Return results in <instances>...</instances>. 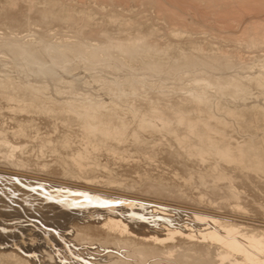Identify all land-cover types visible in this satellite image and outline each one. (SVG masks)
Instances as JSON below:
<instances>
[{"label": "bare ground", "instance_id": "obj_1", "mask_svg": "<svg viewBox=\"0 0 264 264\" xmlns=\"http://www.w3.org/2000/svg\"><path fill=\"white\" fill-rule=\"evenodd\" d=\"M61 3L0 8V264H264V0Z\"/></svg>", "mask_w": 264, "mask_h": 264}, {"label": "rangeland", "instance_id": "obj_2", "mask_svg": "<svg viewBox=\"0 0 264 264\" xmlns=\"http://www.w3.org/2000/svg\"><path fill=\"white\" fill-rule=\"evenodd\" d=\"M2 1V0H1ZM1 1H0V8L2 9L3 8V6L7 3H11L10 5H6V7L5 8H3V9H6V10H8L7 8H9V11L12 13V11H13V15L14 16H12V17H14V18H10V21H11V19H12V21L10 22L9 20H3V21H1V22H3L1 25H0V31H2L1 29H3V31L5 30V31H7L8 30V28L9 27H7L6 26V24H5V22L6 23H9L10 22V27L12 28V26H13V23H14V26H13V31H14V29H15V31H18V30H16V29H19V28H21V30H23V29H25V28H28L29 26L27 25V21L28 22H30L29 23V25H30V27H29V29H31L32 27V29H33V31L35 30V29H37L38 31L36 32V34H38V32L39 31H41L40 29H42L43 28V30L45 29V31L47 32V33H49L50 31H52V32H55V31H57V32H55V33H60V31H61V33L60 34H68L69 32H68V30L70 31V35H73V34H75L74 32H76L77 33V29H75V21L73 22V23H71L73 20H74V18L75 17H77L79 14H78V11L76 10L77 9V7H79V6H74L73 8H75L74 9V12L77 14H75L76 16H74V13H73V8H71L70 9V11L68 12V10H69V8H65V11H64V14H61V18H62V20L59 18L60 16H58L57 18H58V20H57V18L55 19V13H57V12H52V15L53 16H51L52 18H53V20L52 19H50L49 18V15H51V13L50 14H48V17H47V14H46V16L44 17V16H40V12H38V10H36V9H38L39 7H42V8H44L45 7V3H46V8H51V5L53 4V5H57V7L59 8V10L60 11H62L63 9H61V7H64L63 6V4L61 3L62 2V0H56L55 2L56 3H52V1L54 2V0H49V1H47L46 2V0H43V2L44 3H42V0H38V1H36V0H30L29 2H28V0H22V2H21V0L19 1V0H12V2L10 1V0H3L2 1V3H1ZM19 1V2H18ZM24 1V2H23ZM60 1V2H59ZM26 2V3H25ZM38 2V3H37ZM24 3H25V5H24ZM27 3H29V4H27ZM34 3H35V5H37V7H34L35 5H34ZM37 3V4H36ZM59 3V4H58ZM61 3V4H60ZM2 4V5H1ZM17 4V5H16ZM22 4V5H21ZM48 4V5H47ZM50 4V5H49ZM28 5V6H27ZM33 5V6H32ZM10 6V7H9ZM22 6H24V8H22ZM48 6V7H47ZM60 6V7H59ZM19 7H21L20 8V11H19ZM30 7V9H28V8ZM56 7V6H55ZM56 7V9H57V11H59L58 10V8ZM28 9L27 11H26V9ZM52 10H54L55 11V8L54 7H52L51 8ZM82 9V8H81ZM79 10L80 11V13H81V11L83 10ZM15 10H18L17 12H15ZM21 10H23V11H21ZM31 10V11H30ZM36 10V11H35ZM59 11V12H60ZM36 12H37V14H36ZM63 12V11H62ZM26 13H27V15H26ZM32 13H34L33 15H31ZM38 13H39V15H38ZM54 13V14H53ZM69 13H71L72 14V16H69L70 14ZM66 14V21L64 20L65 18H64V15ZM69 14V15H68ZM62 15H63V17H62ZM71 17L72 18V20H70V18L68 17ZM17 16V17H16ZM22 16H23V18H22ZM31 16V18H28V17H30ZM38 17L39 16V20H36V19H38V18H36L35 20H36V22H35V20L33 19V17ZM74 16V17H73ZM26 17V18H25ZM43 17V18H42ZM46 17H47V19L49 18V20H46ZM68 17V18H67ZM22 20H21V19ZM45 18V19H44ZM13 19H14V22H13ZM15 19H17L18 21H20V23H17L16 21H15ZM40 19H44V20H40ZM55 19V20H54ZM27 20V21H26ZM47 21L48 23H50V24H48V23H44L43 21ZM9 21V22H8ZM51 21H52V25H51ZM65 21V22H64ZM15 22L17 23V24H19L20 26H17V25H15ZM55 23V27L53 26L54 25V23ZM56 22H58V23H56ZM60 22L62 23V22H64V23H62V25L60 24ZM69 22H70V25L71 24H73L72 26V28H71V30L69 29L70 28V26L68 27V25H69ZM21 23L22 24H25V25H21ZM12 24V25H11ZM35 24V25H34ZM66 24H67V26H66ZM77 24V23H76ZM5 25V26H4ZM27 25V26H26ZM36 25H37V27L38 28H36ZM46 25H48L50 28L48 29V26H46ZM65 25V27H67V30L65 29V27H63ZM1 26H3V27H1ZM9 26V25H8ZM17 26V27H16ZM26 26V27H25ZM41 26V27H40ZM5 27H7L6 29H5ZM51 27H53V28H51ZM11 28L9 29V30H11ZM47 28V29H46ZM57 28V29H56ZM32 29H31V31H32ZM60 29H62V30H60ZM73 29H75V30H73ZM8 30V31H9ZM20 30V29H19ZM42 30V32L43 33H39V35L41 36V34L42 35H44V34H46V32L44 33V31ZM49 30V31H48ZM59 30V31H58ZM64 30V31H63ZM65 30H66V33H65ZM71 31L73 32V33H71ZM98 34L100 33V32H97ZM103 32H101L100 34H102ZM77 34H79V33H77ZM86 34H88V36H89V33H86ZM125 176H127V175H124V176H122V178H124L125 179ZM146 217H149L148 215H145ZM40 218H39V220L41 219V220H43L44 219V217H41V216H39ZM23 218V217H22ZM22 218H13V219H10V218H7L8 219V221H6L8 224H9V227L12 225H14V227H12V228H9V229H11L10 231L11 232H9V234L11 235L12 234V236L14 235L15 237L13 238V237H8V239H9V242H10V240H11V242L9 243L8 242V239L5 241V243L6 244H11V243H16L15 244V247L16 246H18V247H20L19 246V244L22 246V244L21 243H23V245L25 244V245H32L33 244V241H34V243L35 242H37L39 239H37V236L35 237V235H31V233H30V231L31 230H33L34 229V227L31 225H29V223L28 222H22L21 224H18L17 222H19V220H21ZM16 222V223H15ZM67 223V222H66ZM25 228H24V227ZM26 226H28V227H32V228H28V227H26ZM21 227V228H20ZM28 228V229H27ZM8 229V230H9ZM54 230H56L55 228H53ZM18 230V231H17ZM29 230V231H28ZM34 230H38L37 231V233H39V229H38V226H37V228L36 229H34ZM33 230V231H34ZM58 230V229H57ZM24 231V232H23ZM23 232V233H22ZM36 232V231H35ZM68 232H69V230H65V232H64V230L62 231V233H65V234H68ZM14 233V234H13ZM16 233H18V234H16ZM18 235H20V236H18ZM26 235H27V237H26ZM25 236V237H24ZM20 237V238H19ZM22 237V238H21ZM30 239V240H29ZM34 239V240H33ZM20 240H21V243H20ZM69 245H72L70 242H69ZM57 246H61L60 244H58V245H56V246H54V248H56V249H59L60 250V252H59V250H58V252H57V256L59 257L60 256V258H59V261H61L63 264H64V262H65V264H81L80 262H84V260H87L88 259V261L90 260V259H95V260H101L102 262H104L105 260H102V258H99V255L98 254H95V252H93V251H88V254H86L87 253V250H85V247L84 246H78V247H76L75 245H72V247H71V250L72 251H74V250H76V253H68V254H65V252H66V250L65 249H63V247L61 246V248L60 247H57ZM84 248V249H83ZM93 248V247H92ZM80 250V251H79ZM82 250V251H81ZM84 250V251H83ZM64 251V252H63ZM84 252H86V253H84ZM90 252V253H89ZM62 253V254H61ZM36 255V252H32V253H29V255ZM89 254H91L92 255V257H91V255H89ZM84 255V256H83ZM98 255V256H97ZM96 257V258H95ZM99 259H98V258ZM67 259H70V261L69 260H67ZM72 259H73V261H72ZM94 260V261H95ZM66 262H68V263H66ZM97 264V263H96Z\"/></svg>", "mask_w": 264, "mask_h": 264}, {"label": "snow or ice", "instance_id": "obj_3", "mask_svg": "<svg viewBox=\"0 0 264 264\" xmlns=\"http://www.w3.org/2000/svg\"><path fill=\"white\" fill-rule=\"evenodd\" d=\"M79 195H85L86 196V194H84V193H80ZM87 198V197H86ZM90 199V198H89Z\"/></svg>", "mask_w": 264, "mask_h": 264}]
</instances>
